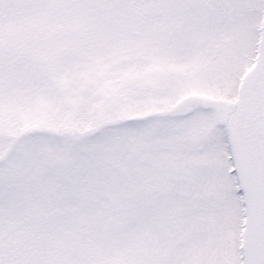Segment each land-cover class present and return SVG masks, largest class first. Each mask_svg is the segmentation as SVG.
<instances>
[{
  "label": "snow or ice",
  "instance_id": "snow-or-ice-1",
  "mask_svg": "<svg viewBox=\"0 0 264 264\" xmlns=\"http://www.w3.org/2000/svg\"><path fill=\"white\" fill-rule=\"evenodd\" d=\"M0 264H264V0H0Z\"/></svg>",
  "mask_w": 264,
  "mask_h": 264
}]
</instances>
